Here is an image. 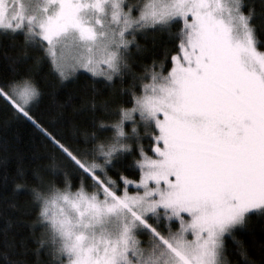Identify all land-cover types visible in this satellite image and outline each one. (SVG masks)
I'll list each match as a JSON object with an SVG mask.
<instances>
[{
    "label": "snow or ice",
    "instance_id": "obj_1",
    "mask_svg": "<svg viewBox=\"0 0 264 264\" xmlns=\"http://www.w3.org/2000/svg\"><path fill=\"white\" fill-rule=\"evenodd\" d=\"M0 58L5 126L52 149L51 179L13 177L0 264H264V0H0ZM42 74L88 81L50 99L67 137L33 114Z\"/></svg>",
    "mask_w": 264,
    "mask_h": 264
},
{
    "label": "trees",
    "instance_id": "obj_2",
    "mask_svg": "<svg viewBox=\"0 0 264 264\" xmlns=\"http://www.w3.org/2000/svg\"><path fill=\"white\" fill-rule=\"evenodd\" d=\"M256 2L258 5V0ZM140 42L144 43L143 40ZM145 62L150 63V59H146ZM46 71L45 69V73ZM136 71H140V69L137 68ZM10 75L11 72L6 67L5 61L0 58V80L6 79ZM38 79L44 95L40 103L33 109V114L50 130L66 137L69 136L71 130L67 120L63 122L53 120L49 111L50 99L53 94L57 101H64L71 96V102L78 105L84 95V89L88 81L81 78L74 82L69 81L66 86L54 89L55 81L51 77L42 74ZM6 118V114L0 109V211L4 212L12 221V227L9 232H14L17 228L26 231V225L18 223V218L30 219L29 216L25 215L28 209V197L23 190L13 194V177L16 176L18 168H23L25 179L29 183H34L36 178L33 172L39 168L44 169L42 174L45 179H51L52 177L46 166L49 163L52 149L50 145L45 143L42 134L34 128L31 122L12 120L5 126L4 121ZM76 119L86 122L87 117L83 114H78ZM145 143L147 144V141ZM125 175L130 179H138V172L133 168L126 169ZM4 177L8 178L6 185ZM17 182L20 181L17 180ZM12 203L17 207L8 206ZM240 238L245 241L250 239L246 234H242ZM262 238L264 236L257 229L255 242L259 243ZM232 259L235 260V257H232Z\"/></svg>",
    "mask_w": 264,
    "mask_h": 264
}]
</instances>
